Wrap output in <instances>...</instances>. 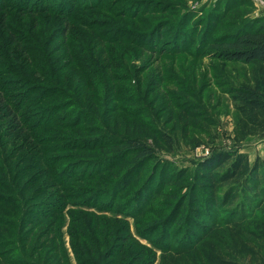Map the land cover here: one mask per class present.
Returning <instances> with one entry per match:
<instances>
[{
  "label": "rangeland",
  "instance_id": "1",
  "mask_svg": "<svg viewBox=\"0 0 264 264\" xmlns=\"http://www.w3.org/2000/svg\"><path fill=\"white\" fill-rule=\"evenodd\" d=\"M22 1L0 0V264H134L150 252L154 264H200L198 246L182 257L155 249L157 238L175 248L178 229L149 226L167 210L161 196L143 210L133 198L156 179L153 160L123 186L111 146L140 138L190 170L231 148L238 115L226 90L262 85L253 65L206 46L236 19L264 17V0ZM242 151L262 156L264 137Z\"/></svg>",
  "mask_w": 264,
  "mask_h": 264
},
{
  "label": "trees",
  "instance_id": "2",
  "mask_svg": "<svg viewBox=\"0 0 264 264\" xmlns=\"http://www.w3.org/2000/svg\"><path fill=\"white\" fill-rule=\"evenodd\" d=\"M25 1L30 3L23 0L21 6ZM52 3L66 6L62 0ZM206 47L221 61L253 65V78L262 85L261 89L242 84L226 90L238 115L232 129V147L213 150L190 170L162 159L154 146L140 138L120 137L111 146V155L118 157L117 165L122 169L117 183L136 184L153 160L156 179L151 171L133 198L137 204L152 195L165 201L166 212L149 226L159 230L161 236L174 225V231L178 230L175 248L170 247L168 236L167 242L159 243L163 240L160 238L153 242L161 255L182 257L198 246L200 264H264V153L250 161L242 151L248 138L264 137V17L236 19L228 31L213 37ZM189 113L196 116L201 110ZM160 139L168 152L173 151L175 143L170 136ZM176 188L185 192L178 194ZM145 206V202L138 204L141 210ZM186 242L191 245L184 246ZM155 261L150 252L134 264Z\"/></svg>",
  "mask_w": 264,
  "mask_h": 264
}]
</instances>
